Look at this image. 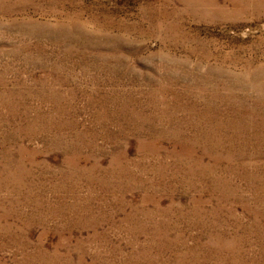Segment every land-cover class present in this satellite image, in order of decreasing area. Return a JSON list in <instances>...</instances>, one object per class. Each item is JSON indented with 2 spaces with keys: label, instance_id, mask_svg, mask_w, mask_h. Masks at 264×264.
I'll list each match as a JSON object with an SVG mask.
<instances>
[{
  "label": "rangeland",
  "instance_id": "rangeland-1",
  "mask_svg": "<svg viewBox=\"0 0 264 264\" xmlns=\"http://www.w3.org/2000/svg\"><path fill=\"white\" fill-rule=\"evenodd\" d=\"M0 264H264V0H0Z\"/></svg>",
  "mask_w": 264,
  "mask_h": 264
}]
</instances>
